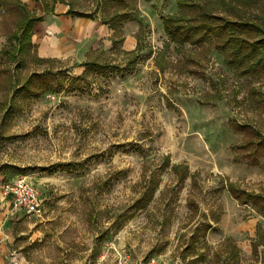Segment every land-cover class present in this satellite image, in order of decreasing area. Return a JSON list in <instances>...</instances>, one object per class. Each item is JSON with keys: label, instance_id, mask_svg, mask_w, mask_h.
<instances>
[{"label": "rangeland", "instance_id": "1", "mask_svg": "<svg viewBox=\"0 0 264 264\" xmlns=\"http://www.w3.org/2000/svg\"><path fill=\"white\" fill-rule=\"evenodd\" d=\"M58 4L105 23L110 47L43 57L34 39ZM177 11L0 0V264H264V211L228 187L264 194V72L171 41ZM21 178L42 216L7 194Z\"/></svg>", "mask_w": 264, "mask_h": 264}, {"label": "trees", "instance_id": "2", "mask_svg": "<svg viewBox=\"0 0 264 264\" xmlns=\"http://www.w3.org/2000/svg\"><path fill=\"white\" fill-rule=\"evenodd\" d=\"M177 7L163 19L171 41L212 47L243 74L264 72V0H177ZM228 187L233 197L264 211V194L243 189L237 182Z\"/></svg>", "mask_w": 264, "mask_h": 264}, {"label": "crops", "instance_id": "3", "mask_svg": "<svg viewBox=\"0 0 264 264\" xmlns=\"http://www.w3.org/2000/svg\"><path fill=\"white\" fill-rule=\"evenodd\" d=\"M69 11L68 6L58 4L49 18L39 23V35L34 41L39 42L43 57L70 56L81 65L90 51L110 47V34L105 23L90 17L73 18ZM124 45L127 50L135 48V36L127 34ZM14 263L21 264L15 260Z\"/></svg>", "mask_w": 264, "mask_h": 264}, {"label": "built area", "instance_id": "4", "mask_svg": "<svg viewBox=\"0 0 264 264\" xmlns=\"http://www.w3.org/2000/svg\"><path fill=\"white\" fill-rule=\"evenodd\" d=\"M7 194L11 197L14 206L28 215L42 216L43 202L39 189L28 180L21 178L5 186ZM145 264H159L157 257L150 258Z\"/></svg>", "mask_w": 264, "mask_h": 264}]
</instances>
